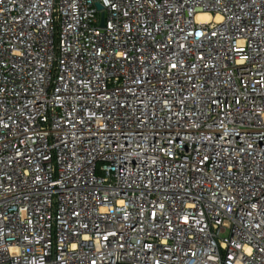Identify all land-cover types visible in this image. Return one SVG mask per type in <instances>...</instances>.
<instances>
[{
	"label": "built area",
	"instance_id": "obj_1",
	"mask_svg": "<svg viewBox=\"0 0 264 264\" xmlns=\"http://www.w3.org/2000/svg\"><path fill=\"white\" fill-rule=\"evenodd\" d=\"M116 262L264 264V0H0V264Z\"/></svg>",
	"mask_w": 264,
	"mask_h": 264
},
{
	"label": "bare ground",
	"instance_id": "obj_2",
	"mask_svg": "<svg viewBox=\"0 0 264 264\" xmlns=\"http://www.w3.org/2000/svg\"><path fill=\"white\" fill-rule=\"evenodd\" d=\"M199 18L201 19V20H209L211 17H210V15L209 14H201L200 16H199ZM220 17H218V19H219Z\"/></svg>",
	"mask_w": 264,
	"mask_h": 264
},
{
	"label": "rangeland",
	"instance_id": "obj_3",
	"mask_svg": "<svg viewBox=\"0 0 264 264\" xmlns=\"http://www.w3.org/2000/svg\"><path fill=\"white\" fill-rule=\"evenodd\" d=\"M223 236L225 237V236H229V233L228 232H225V233H223Z\"/></svg>",
	"mask_w": 264,
	"mask_h": 264
},
{
	"label": "water",
	"instance_id": "obj_4",
	"mask_svg": "<svg viewBox=\"0 0 264 264\" xmlns=\"http://www.w3.org/2000/svg\"><path fill=\"white\" fill-rule=\"evenodd\" d=\"M116 264H131V263H119V262H116Z\"/></svg>",
	"mask_w": 264,
	"mask_h": 264
}]
</instances>
